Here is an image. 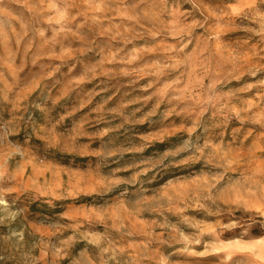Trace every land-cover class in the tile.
Masks as SVG:
<instances>
[{
	"label": "rangeland",
	"instance_id": "rangeland-1",
	"mask_svg": "<svg viewBox=\"0 0 264 264\" xmlns=\"http://www.w3.org/2000/svg\"><path fill=\"white\" fill-rule=\"evenodd\" d=\"M0 264H264V0H0Z\"/></svg>",
	"mask_w": 264,
	"mask_h": 264
}]
</instances>
